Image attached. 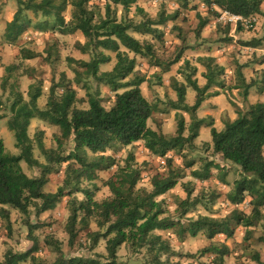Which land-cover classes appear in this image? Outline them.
<instances>
[{
  "label": "trees",
  "instance_id": "16d2710c",
  "mask_svg": "<svg viewBox=\"0 0 264 264\" xmlns=\"http://www.w3.org/2000/svg\"><path fill=\"white\" fill-rule=\"evenodd\" d=\"M101 6L92 0H17L18 9L13 20L5 29V41L8 45L15 46L22 34L33 23L28 12L35 16L41 15L44 22L40 23L41 31L52 30L62 35L73 34L80 31L86 39L85 43H76V47L83 53H91L90 61L67 58L73 65L83 68V72L73 68L75 72L74 83L81 85L82 76L94 79L98 84L108 86L115 93L114 105L107 109L102 105V99L98 91L94 94L88 92L89 108L83 109L75 106L77 91L73 84L62 74L60 83L51 88V92L45 108H39L37 101L42 95L40 87L31 84L28 90L29 100H25L21 92L14 93L15 97L10 107L11 117L8 127L14 131L16 147L20 149L17 156L8 155L4 141L0 139V205H8L23 214H28L31 207L37 206V201H42L39 212H46L55 208L60 198L75 193H82L85 198L79 200L71 198L70 216L67 222V232L70 243L77 238L76 226L79 222H88L93 219L100 232L90 235L92 248L99 241H105L106 257L99 258L65 257L59 249L57 242L48 240L49 245H55L58 252L57 259L52 264H120L118 252L122 246L127 245L132 252L145 250L148 258L147 264H181L180 257L170 242L162 235L156 234V230H169L180 222H174L167 216L165 200L161 197L173 190L179 183V171L173 168L172 158H167L169 173L166 176L157 174L151 178V189L138 187L142 179V170L134 163V157L128 156L126 165L120 167L117 173L110 178L106 185L111 195L101 201L95 199V191L81 187L84 180L93 181L97 173L108 171L117 166V160L112 155H106L108 149L128 147L144 141L145 147L155 156L166 157L169 152H182L185 146H190L199 137L204 119L198 118L197 112L206 97L214 94L209 91L215 87L223 88L220 79L223 67L213 57H201L199 61L206 67L204 77L206 84L200 86L196 79H192L196 68L192 73H185L186 83L173 80L172 87L176 92L177 100L171 102V106L177 111V133L175 136H166L149 127V121L156 112V107L144 96L140 83L134 79L131 82L125 80L136 73V57L154 58L155 66L164 67L163 72L181 60L177 58L162 64L156 59L151 44L142 42L132 33L142 36H158L161 32L157 28L165 25L168 17L161 12L157 19L150 18L139 5L140 0H101ZM210 12L217 14L218 10L227 11L232 15L242 18H250L262 14L264 0H203ZM187 7L190 0L180 1ZM121 7L118 16L117 8ZM141 16L137 22L130 17L131 9ZM71 8V17L65 18V12ZM201 19V18H200ZM208 19L202 18L198 26V35L207 26ZM242 26H238V31ZM264 37L252 40L245 45L259 48ZM47 56L34 52L26 47L20 49L21 60L35 59L42 56L48 62L53 55L52 49L47 50ZM114 53L116 63L109 71L102 72L100 66L112 61ZM131 54L134 56L131 57ZM189 66V62H184ZM18 66L8 65L5 68L7 74ZM181 74L183 72H180ZM239 83L230 89L243 88L244 97L254 87V81L247 82L243 72L240 71ZM264 76V75H263ZM9 76H4L2 89L5 90ZM160 78V77H159ZM260 92H264V78ZM56 87H62L60 95L55 94ZM191 87L196 91V99L193 105L186 103L187 89ZM83 88H88L83 85ZM89 89V88H88ZM216 92L214 95H218ZM179 111L190 115L189 135L185 136V118ZM40 119L59 127L60 136H57V148L47 149L43 142L38 140V147L44 155L46 163L39 162L33 154V143L29 135V127L33 119ZM211 128V148L222 160L239 167L243 177L237 180L233 189L228 194V200L234 204H241L246 196L251 197L252 210L246 214L239 210H233L225 218H212L200 216L196 220L188 221L186 226L180 225V235L183 238L187 232L192 237L200 233L206 235L209 240H214L218 235L232 238L238 227L246 228L245 240H249L252 228L263 218L261 207L264 206V103L251 104L247 110H238L234 120L227 119L224 127L218 130L213 124ZM42 132L40 133L41 136ZM72 143V149L65 153L67 145ZM25 161L31 167H39L42 171L39 177H29L20 166ZM67 163V173L62 187L56 193L44 192L49 182L48 174L52 164ZM192 162L187 163L191 167ZM206 173L201 174L194 170L192 175L198 179L209 178V167ZM67 190V192H65ZM191 192L185 200L180 202L186 207L183 216L191 206L189 199ZM0 213L9 219L8 210L1 208ZM102 231V232H101ZM264 242V235L260 237ZM37 243L34 242L31 250L24 254L7 253L5 260L0 264H21L31 259L34 264H43L36 260L33 253L37 251ZM213 253V264H224L225 257L230 254V248L225 244L211 245L203 251V254ZM258 259V258H257Z\"/></svg>",
  "mask_w": 264,
  "mask_h": 264
},
{
  "label": "rangeland",
  "instance_id": "374dc122",
  "mask_svg": "<svg viewBox=\"0 0 264 264\" xmlns=\"http://www.w3.org/2000/svg\"><path fill=\"white\" fill-rule=\"evenodd\" d=\"M92 1L99 4L101 12L104 13L103 1ZM180 1L140 0L139 5L150 18L157 19L164 11L168 21L165 25L157 27L161 32V37L142 36L134 33V36L140 41L151 44L155 58L159 59L162 64L171 62L181 55L180 63L174 65L173 68L171 67L169 71L163 72L164 67L154 65V58L137 56L136 73L131 74L125 80V82H131L134 79H142L140 88L144 96L156 107V112L148 125L152 130L166 136H175L178 126L177 111L171 106V102L177 100L176 92L172 87L173 80L186 83L185 73H192V70L196 68L195 73L191 74L193 79L195 77L202 86L206 84L204 77L206 67L199 61V58L215 56L217 63L223 67V74L220 79L224 84V89L219 87L217 92L222 95L219 98L222 100L221 106H231L232 115H237L238 110H247L251 105L250 101L254 100V98L249 99L248 96L244 97L243 88L239 90L230 89L239 83L240 71L243 72L247 82L254 81L260 87L263 85L262 80L264 78V72H254L247 70L248 67H246L253 62V59L264 61V41L255 54H253L251 47L245 45L253 40L251 36L254 34L258 37L255 40L264 37V19L262 16L264 3L262 14L258 15V19L255 15V27L243 29V34L239 36L237 32H232L238 28L235 27L237 25L222 19L223 11L218 10L217 14L210 12L203 0H190L187 7H184ZM17 9V0H0V47L8 45L5 41V29L7 24L12 21ZM117 14L120 16L121 7L117 8ZM64 15L66 20H69L71 8H68ZM27 16H31L33 24L44 22L41 15L35 16L32 12H28ZM129 16L134 17L137 22L142 19L141 16L135 14L134 7ZM200 18H206L209 21L199 36L197 32ZM33 24L24 31L20 41L11 47L13 51L8 58L5 59L0 56V139L4 141L6 153L12 156L19 155L20 149L16 147L14 131L8 127V121L11 117L10 107L15 97L14 93L21 92L25 100H29L27 94L31 84L40 87L42 90V95L37 101L39 108L42 109L46 107L51 88L60 83L62 74L66 75L67 80L73 84L77 91L76 107L89 108L88 92L94 94L97 91L105 108L109 109L115 103V93L108 86L98 84L94 79H87L86 76H82L85 79L81 85L73 82L75 78L73 68H77L81 72H83V68L76 64L71 65L67 58L85 61H90L92 58L91 53H83L76 47V43L80 42V39L83 40L80 43L86 42L81 32L72 35H62L50 31L45 33L39 29H34ZM236 36L238 37L236 38ZM22 47L38 52L43 57L47 56V50L51 48L53 55L48 62L44 61L42 56L30 59L28 62L20 58V48ZM106 53L111 54L112 61L100 66L102 72L111 70L116 63L115 54ZM133 56L131 54V57ZM184 60L189 62V66L184 63ZM8 65L18 67L7 74L5 68ZM4 76H9L5 90L1 86ZM83 85H87L89 89L83 88ZM211 90H215V88ZM61 93L62 87H56L55 94L60 95ZM195 99L196 91L188 87L186 103L193 105ZM208 109L202 110V115H205V118L204 125L199 131V137L192 145L185 146L181 153L172 151L166 157H158L145 147L144 141L128 147L108 149L106 155L114 156L117 160V166L108 171L98 172L97 178L91 182L84 180L81 187L95 191V199L98 201L109 197L111 192L106 182L117 173L120 167L126 165L128 156L132 155L134 163L142 170V179L138 187L151 189L153 176L157 174L168 175L167 158H172V166L180 174L179 183L161 198L165 200L168 210L167 216L171 217L174 222L179 221L180 225L186 226L188 221L196 220L200 216L222 219L229 216L233 210L250 214L252 210L250 196H246L239 205H234L228 200V194L233 189L235 182L243 177L240 168L222 160L213 152L210 143H208L212 141L211 128L208 124L211 123L214 127L217 125V129H219L230 117L227 112L221 117L209 116ZM179 114L185 118V136H188L191 123L190 115L183 111H179ZM29 135L33 143L34 157L39 162L47 164L48 162L38 147V140L41 139L47 149H56V138L60 136L59 127L36 118L31 121ZM72 147L70 142L65 148L64 155ZM188 162H192L191 167H187ZM20 166L31 178L39 177L42 174L39 167H31L25 161H21ZM207 166L209 167L208 179L201 180L192 175L194 170L201 174L206 173ZM66 173L67 163L52 164L48 174L49 182L45 186L44 192L56 193L58 188L63 186ZM188 192H191L189 202L192 205L188 207L187 214L183 216L186 207H182L180 202L187 198ZM71 198L82 200L85 196L82 193L72 194L71 197L64 196L60 198L54 209L46 212H39L42 201H37V206L31 207L28 214H23L8 205H0V210L5 208L8 210L7 216H9L7 219L0 213V260L4 261L7 253L24 254L31 250L34 242H36L38 250L33 253V256L40 263L52 264L59 254L55 245L47 243L48 240L56 241L59 249L67 258L75 256L104 260L106 257L105 241L101 239L98 245L92 248L90 235L94 232H100L93 219H89L85 223H78L76 226L77 238L73 243H70L67 222L70 216L69 200ZM261 212L263 218L252 228L249 240H245L246 228L243 226L236 229L232 238L218 235L214 240H209L203 233L192 237L186 232L182 238L179 224L169 230H156L155 233L162 235L170 242L172 248L180 254V257L173 260H178L181 264H213L214 254H203V251L211 245L217 244H225L230 248V254L225 257L224 264H264V242L260 240V237L264 235V206L261 207ZM118 256L120 264H147L148 256L145 250L140 253L132 252L127 245L120 248ZM21 264L34 263L31 259H27Z\"/></svg>",
  "mask_w": 264,
  "mask_h": 264
},
{
  "label": "crops",
  "instance_id": "0c3cea01",
  "mask_svg": "<svg viewBox=\"0 0 264 264\" xmlns=\"http://www.w3.org/2000/svg\"><path fill=\"white\" fill-rule=\"evenodd\" d=\"M262 16H263V19H264V12H263V14H262ZM261 16V17H262ZM14 17V16H13ZM257 19H258V15H257ZM12 20H13V18H12ZM34 23V22H33ZM32 23V24H33ZM31 24V25H32ZM30 25V26H31ZM34 25V29H38V27H40V23L39 24H33ZM30 26H29V28H30ZM243 29H246V28H244V27H242V30ZM40 30V29H39ZM238 31V28H236V29H234L232 32L233 33H235V32H237V34H239V36L240 35H242L243 33V31ZM41 31V30H40ZM48 31H50V32H53L52 30H46V31H41V32H45V33H48ZM77 32H80V31H77ZM77 32H75V33H77ZM55 33H58V32H55ZM75 33H73V34H75ZM133 35H134V33H132ZM67 35H72V34H67ZM238 36H236V38H237ZM252 37V39L254 40L256 37H257V35L256 34H254V36H251ZM85 38V37H84ZM258 38V37H257ZM80 42H82L83 40H79ZM252 41V40H251ZM236 42V41H235ZM240 46V45H239ZM12 46L11 45H3V46H1L0 47V56H2L3 58H8V56L12 53V48H11ZM260 48V47H259ZM21 49V48H20ZM251 49H252V51H253V54H255V52H256V50H258V48H254V47H251ZM264 51V50H263ZM19 53V52H18ZM38 53V52H37ZM252 54V55H253ZM207 57H213V56H207ZM215 57V56H214ZM213 57V58H214ZM215 59V58H214ZM30 59H28V60H26V61H28V62H30L29 61ZM253 61V62H252ZM251 62L252 63H249V65L248 66H246V67H248L247 68V70H252V71H254V72H257V71H260V72H264V61H255V59H253ZM184 62H187L186 60H184ZM216 62H217V60H216ZM178 63H180V61L178 62ZM178 63H176V64H178ZM175 64V65H176ZM174 66V65H173ZM173 66H172V68H173ZM171 69V68H170ZM24 73V72H23ZM22 73V74H23ZM180 73V72H179ZM25 74H26V72H25ZM178 76H180V75H178ZM192 79H193V77H192ZM194 79H196L195 77H194ZM201 87H202V84L199 82L198 83ZM255 85H254V87H252L251 89H250V91H249V95H248V97H249V99L250 98H254V100H252V101H250V104H253V103H257V102H263L264 101V92H260L259 91V88H260V85H257V83H254ZM217 87H215V90H210L209 92L210 93H216L217 92ZM188 90V89H187ZM239 90V89H238ZM214 94H212V95H210V96H208V97H206V100L203 102V104L200 106V108L198 109V112H197V115H198V117L200 118V119H204L205 118V115H202V110H206V109H208L209 110V112H208V115L209 116H212V117H221L222 115H224L226 112L228 113V115H229V117H230V119L231 120H234L235 118H236V114H231L232 113V108H231V106H228V105H226V106H221V102H222V100H219V98H221V94L219 93L218 95H214ZM263 100V101H262ZM189 104V103H188ZM190 105V104H189ZM226 115V114H225ZM166 122V121H165ZM165 124V123H164ZM223 127H224V124H223ZM223 127H219V129L218 130H221V129H223ZM215 128H217V125H215ZM208 143H210V145H211V142H208Z\"/></svg>",
  "mask_w": 264,
  "mask_h": 264
},
{
  "label": "built area",
  "instance_id": "2783aa9c",
  "mask_svg": "<svg viewBox=\"0 0 264 264\" xmlns=\"http://www.w3.org/2000/svg\"><path fill=\"white\" fill-rule=\"evenodd\" d=\"M221 16H222V19L228 20L231 23H234L235 25H237L235 27H238L239 25H241L247 29H253L256 25L255 16H252L250 18H242L240 16L232 15L227 11H223Z\"/></svg>",
  "mask_w": 264,
  "mask_h": 264
}]
</instances>
